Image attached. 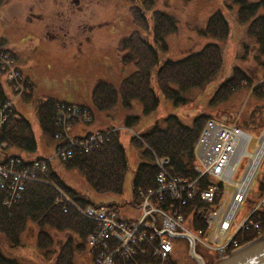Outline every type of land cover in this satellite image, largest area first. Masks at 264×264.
<instances>
[{
    "label": "rangeland",
    "instance_id": "obj_1",
    "mask_svg": "<svg viewBox=\"0 0 264 264\" xmlns=\"http://www.w3.org/2000/svg\"><path fill=\"white\" fill-rule=\"evenodd\" d=\"M254 1L261 0H247V2L250 3ZM43 2L51 4V0H8L7 3L4 2L5 4H3V7H0V43L6 51L13 55L15 65L18 67L17 69L23 73L24 81H26L28 87H30L29 96H23V91H20V96L16 94L18 98L14 101L13 109L15 110L16 117L24 119L26 124L25 127L30 137L33 139L34 152L31 154V157L49 158L48 161H52L49 165L52 173L59 179L64 187L72 193L74 192V194H77L73 195L65 189H61L57 185H54L51 181V186L55 188L60 199L64 201L63 207L68 206V208L76 212L78 216L84 220L90 221L93 219L92 216L89 215H92V212L88 210V205L108 206L114 212L113 214L124 219L117 221L123 223L117 224L122 236L120 244L132 251L133 248L131 245H135V248L140 247L139 251L130 255L127 261L129 259L135 261L134 258L138 256L133 264H158L157 259H159V255L161 256V254L157 253V250L151 243L147 241H136L141 240L144 233L146 236L151 235L154 238V245L157 242L155 235L152 234V230L140 226L141 217L137 207L141 206L142 203H139V201L133 198L131 183L138 165L144 162L145 158L143 149L135 146L131 142V139L136 138L142 142L139 136L146 133L150 128L157 126L163 129V121L168 116L177 117L181 123L189 127L193 126L194 120L199 116L213 118L223 117L228 123L237 126L240 121L249 115L253 108L257 109L260 115L259 118H264V66H262V63H264V55L260 53L259 44L253 36L260 31L262 21L255 23L252 21L253 17L251 18L245 15V13H242L241 18H239L237 15L238 9H235L238 7V3L234 2V0H153L154 3L152 6L150 5L148 7V10L156 14L157 12H164L166 15L173 18L177 25L176 32L169 34L164 39L166 49H156L159 67L167 60H179L190 51H199L208 43H217L220 49H222V65H220L219 74L217 73L213 78L214 80L208 85L205 84L206 86L204 85L199 89H191L189 93L184 94V101L175 103L158 91L155 83V74L158 70V67H156L150 72V86L157 99V106L152 112L144 114L138 101H133L130 103L129 108L126 109H121L118 104L110 110L96 112L90 105V92L94 82L104 80L114 87H117V84L128 77L133 70V60L126 59L128 51L122 47L121 39L127 37L134 29L130 19V9L138 8L139 11V3L137 0H109L113 5L110 6V12L106 13L104 17L99 16L96 9L91 10L92 14L90 18L94 20V23L96 22V18L100 20L96 27V34L98 37L95 39V44L93 42V51H89L85 54L75 53L74 55H65L59 50L51 52L43 44L39 45L40 43L36 42V39L33 37V35H35L38 40L41 38L39 30L41 29L43 16H41L40 13L43 9L40 3L43 4ZM38 12L39 18L42 20L38 19L37 22H30L28 24L26 16ZM216 12L221 13L226 21L228 30L226 37L220 44L216 39L204 37L200 34V31L205 29L209 17ZM263 13V10H259L255 16L263 15ZM31 17L35 16L32 15ZM149 18L152 17H150L149 12H147L146 19ZM215 21L218 22V20ZM109 22H112V24ZM212 28L215 33L219 32H216V30H220L216 27V23L214 25L212 24ZM147 32L148 31H145V33ZM10 34L13 36L14 40L5 37ZM220 34L221 33L215 34V36L219 37ZM17 36H19L18 39H16ZM1 55L2 54H0V56ZM4 60L5 61H2L4 65H0V72H8L12 67V63L8 57ZM235 67L244 72L251 81L248 83L247 81H243L244 79L240 80L243 82L239 84V91L235 94L233 92L228 96V100L226 99L227 101L225 100L222 103H217L218 105L216 107L214 103L220 97L218 94L222 95L226 91L222 89L221 92L218 88L223 81L231 76L233 68ZM0 85L4 90L5 97L8 98L10 94L9 84L5 82V78L1 74ZM228 86H230V83H228L226 88ZM253 89L257 91L256 96L253 95ZM47 97L58 101H66L67 103L70 102L74 105L80 103L90 113V116H88L91 118L90 124L85 125L86 123H81V120L77 122L85 126H80L76 123L69 126L71 121L67 123V118L64 117L66 124L61 128V137L63 139H61V137L58 138L61 145V148L57 150L59 154L62 150L61 153L68 149L71 150L72 145L76 143H79L80 148H87L90 150L99 147L103 140L107 139L106 142L112 140L111 138L113 136H107L106 138V134L103 135L104 137L98 134L97 141L94 144L88 143L86 140H81L84 138L83 133L87 130H92L94 128L105 129L108 126H113V129L117 130L116 138L118 144L122 147L121 149H123L126 161V171L122 178V191L119 195L102 197L93 194L87 188V182L79 172L64 169L63 165L57 161V157L53 155V153H56V148L54 146L56 141H54L53 138L50 139L46 137L44 132L40 129L38 115L36 114L38 103L46 100ZM70 103H68V106H64L63 104L58 106L65 112L63 116H66V113L72 110H74V114H76V109L72 108ZM78 117L81 118L80 116ZM129 117H135L136 121L132 122L130 126L128 125L129 128L127 129L125 128V120ZM241 129L249 133L243 136L244 142L241 150H243L244 153L237 162V157H235L234 163H238L235 170H231V173L223 177L228 182L223 181L227 187L221 189V193H223L221 203L222 216L217 217V214H215L210 222L211 224H215V220L220 218H223V222L225 221L226 216L234 205L232 203V197L240 190L237 185L243 183L251 166L250 156L257 152L263 138L262 136H264V127L262 129L255 128L251 130ZM88 132L90 133L91 131ZM100 148L101 146L99 149ZM18 153L29 156L22 152ZM42 164L43 162H39L38 166L41 167ZM22 169H24L25 173L28 171L30 175H33L32 178H34L32 165H23ZM246 169L247 171L245 172ZM3 171V167L0 166V172L2 173ZM263 171L264 151L252 172L253 174L250 177L247 187L244 191L240 192L241 197L250 194V200H259L258 180H260ZM244 172L245 174L243 176ZM44 175L47 174L44 173L42 176ZM229 175H231L230 179L227 178ZM234 175L235 182L230 186L229 182L230 180L232 182ZM156 176L154 178V188L146 191V196L156 200L162 209L168 210L171 213H179L178 221L184 222L180 218L181 216L185 220L186 225H194L195 228H201L196 227L195 224L198 225L200 220L204 223L206 220V212L208 210H206L203 204L204 200L197 195L188 203L182 205L181 202L173 200L175 192L173 189H170V194L164 192L159 199L155 193L157 189L155 183ZM216 177L218 176L216 175ZM173 178L184 180L183 178L175 176ZM20 181L21 180L18 179L13 180L12 184H8L9 189L12 188L15 182L20 183ZM171 182H174V180ZM187 182L192 184L195 191L199 190V188H196L198 184L197 179L192 182ZM211 187L215 186L209 181V185L206 188ZM177 192L179 191L177 190ZM76 198L86 200L88 205L84 208L79 207L78 199ZM197 198L199 200L196 201V207L205 211H201L189 217L186 210L189 206H194V202ZM210 204L214 205V200ZM250 206L251 203L246 200H244L238 208L234 205L236 209L229 220L232 226L228 229H223L222 232L221 230L219 232L218 228H220V226L214 225L212 229L207 227V229L204 230L207 235V243H211L212 249L218 250H215V252H223L229 240L231 241L229 247H231L235 243L237 236L238 245H244L252 240V238L249 240L245 239L253 235L254 225H262L264 211L259 209L255 210L254 208L256 206L252 209ZM143 213H145V209H143ZM110 215L105 214L103 219H96V228L104 229L103 225L106 221H108L110 225L113 224L109 220V217L111 218ZM158 219L157 225L153 228L154 230H160L163 227L161 214L158 215ZM245 221L251 222L250 227L236 232L237 228ZM207 225H209V223H207ZM42 230L51 237L52 242H49L44 236L40 237L38 241H40V246L42 248H39L36 244V227L31 222L25 221L19 234V245L14 246V244L2 241L0 243V254L5 258L15 260L17 264H55L58 254L60 252H67L68 247H66V244H71L73 264H108V262L103 259L101 253L104 254L103 252H106V246L111 253L120 247L119 244L112 240H108L107 242L106 240L103 242L97 240L95 245H90L89 238L96 233L95 231H97V229L88 233L85 241H83L84 244L82 247L77 242V237L68 231H52L46 228ZM258 232H261L260 227L254 229L255 234ZM128 235L129 243L127 245L123 244L124 238ZM74 242L76 244L75 246ZM171 243H173L174 246V254H171L169 258L166 259V264H198L195 263L196 260L193 261L190 255L191 242L189 237L185 236L184 238L173 239ZM201 248L205 253H208L203 247ZM89 252H94L95 254L91 255ZM120 258L121 256L117 253H113L111 264H113L114 260H120ZM204 260L206 264H214V262H216L209 257L204 258Z\"/></svg>",
    "mask_w": 264,
    "mask_h": 264
},
{
    "label": "trees",
    "instance_id": "obj_2",
    "mask_svg": "<svg viewBox=\"0 0 264 264\" xmlns=\"http://www.w3.org/2000/svg\"><path fill=\"white\" fill-rule=\"evenodd\" d=\"M137 1L140 10L138 11V8L130 9V19L134 29L127 37L121 39L122 47L128 51L126 59L133 60V70L128 77L117 84V87L103 80L94 82L90 92V102L93 103H90V105L96 112L110 110L118 104L121 109H126L133 101H138L144 114L152 112L157 106V99L150 86V72L156 67H158V70L155 74V83L158 91L169 98L170 101L179 103L184 101L183 95L189 93L191 89H199L212 82L220 69V65H222V49L217 43H208L199 51H190L179 60H167L159 67L156 49H166L164 39L169 34L176 32L177 25L175 20L164 12L161 11L156 14L148 10V7L154 3L153 0ZM2 2L3 0H0V6ZM234 2L238 3V7L235 9H238L237 15L239 18H241L242 13H245L251 18L253 17L252 21L255 23L262 21L260 31L253 36L259 44L260 53L264 55V13L255 16L257 11H264V0L251 3L247 0H234ZM147 12L152 18L146 19ZM215 20H218V22ZM215 23L216 27L220 29L216 30V32L219 31L217 33L212 28V24ZM145 31L148 32L145 33ZM227 32L225 19L220 12H216L209 17L205 29L201 30L200 34L204 37L216 39L220 44L226 37ZM218 33L221 34L216 37L215 34ZM262 66H264V63H262ZM242 79L248 83L251 81L239 68H233L231 76L223 81L218 88L221 92L222 89L226 91L222 95L218 94L220 97L214 103L216 107L219 103L228 100V96L233 92L235 94L239 91V84L243 82L240 81ZM228 83H230V86L226 88ZM9 88L12 89L11 83H9ZM253 95L256 96L257 91L254 90ZM4 99L8 101L0 85V101L4 103ZM60 103L64 102L47 97L37 106L36 114L38 115L40 129L50 139L53 135L60 137L62 135L63 122L59 120V116L64 112L60 108H56ZM78 107L83 106L78 105ZM259 117L257 109L253 108L249 115L240 121L238 125L249 130L262 129L264 118ZM206 118L208 117H197L193 126L189 127L181 123L177 117L168 116L163 121V129L157 126L150 128L146 133L139 136L142 142L136 138L131 139L135 146L143 149L145 158V161L138 165L131 183V190L135 199L138 198L137 192L146 193V191L154 188V178L158 174L153 164L155 160L167 159V170L169 172L165 173L170 177L175 176L191 182L196 179L194 148ZM69 121H71L69 126H72L78 120L68 119L67 123ZM135 121V117L127 118L125 128L128 129L131 123ZM25 126L24 119H15L13 116L0 126V145L4 144L6 148V150L0 149V158L7 155L8 152H23L28 155L34 152L33 139ZM61 139L63 138L61 137ZM121 148L116 137L105 143L100 149L87 154L83 153L79 147H72L71 150L69 149L70 151L65 152L68 153L69 159L61 162V164L64 169L79 172L85 178L87 188L93 194L102 197L117 196L122 191V178L126 171L125 156ZM46 174L45 177L42 176L43 180L40 179L43 182L26 183L18 200L14 201L5 196L4 202L8 205H0V243L3 241L18 246L20 230L25 221L31 222L36 227V244L39 248H42L40 241H38L40 237L44 236L49 242H52L51 237L42 230L43 228L52 231H68L77 237V242L81 247L88 233L94 230L95 224L93 222L84 220L76 212L70 210L68 206L63 207L64 201L60 199L55 188L51 186L52 182L73 195L77 194L64 187L51 170ZM208 185L209 179L205 176L198 181L196 188L205 190ZM263 191L264 187H261L259 193ZM197 200L199 199L195 200L194 206H189L186 210L189 217L205 211L196 207ZM154 203H157V201L154 200ZM203 204L208 210L207 213L212 210L213 205L206 202H203ZM85 205H88V202L79 198L78 206L84 207ZM195 226L204 228V223L200 220L198 225L195 224ZM260 226V233L264 234V217ZM192 227L196 230L200 229L195 228L194 225ZM200 230H205V228ZM253 234L252 236H255V233ZM252 236L245 240L251 239ZM66 247H68V251L60 252L56 257L55 264H73L72 245L66 244ZM137 257L134 258L135 261ZM135 261L120 259L114 260L113 264H133ZM0 264H17V262L0 254Z\"/></svg>",
    "mask_w": 264,
    "mask_h": 264
},
{
    "label": "built area",
    "instance_id": "obj_3",
    "mask_svg": "<svg viewBox=\"0 0 264 264\" xmlns=\"http://www.w3.org/2000/svg\"><path fill=\"white\" fill-rule=\"evenodd\" d=\"M6 108H7V105H0V116H1L0 125L5 120L4 113L6 111ZM63 120L64 119L60 117V121L63 122ZM238 135L246 136L244 135V133H242L241 131L237 129L224 128L215 122L207 123L205 129L203 130V133L199 140V145L197 148L200 163L203 167H205L204 173H209L213 175L214 177H216L217 175L218 176L216 177L217 179L221 181H227L223 178L224 176L226 177L228 175V173H226L225 175L223 174V172H225L224 170L226 167L225 159L230 155L229 151L232 147L231 146L232 142L234 138L237 137ZM96 141H97V135L92 136L87 142L94 144ZM65 152L66 151L61 153L62 157L68 156V153H65ZM157 162L160 164L156 163L158 167V174L155 179L156 188H157L155 193L157 194L159 199L162 197L164 192H168L170 194V189H173L175 191L173 200L181 202L182 205H185L192 198H194L196 191L193 189L192 184L188 183L186 180H182V179L177 180V179H174L173 177L168 176L163 169V165L166 163V161L163 159H159ZM16 164H17V161L16 162L9 161L8 164L3 167L4 171L2 173L0 172V179H1L0 190L1 189L7 190L8 194H6V197H9L10 199H13V200H16L19 198V193L23 189V181L27 180L28 178L33 177L32 175L28 173V171H26L25 173L24 169H18L16 171H13L12 169L14 165ZM39 169H43V166L39 167ZM230 176L231 175H229V177L227 178L230 179ZM15 179L21 180L20 183L15 182L12 185V188L9 189L8 184H12L13 180ZM173 180L174 182H171ZM230 183H231V180H230ZM177 190L180 192V194H178ZM215 193H217V188L211 187L208 190L201 191L200 195L204 201H211ZM4 199H5V196L3 200L0 201V203L2 205H7V203L4 202ZM150 199L151 198L147 196L143 199L144 203H142V216L140 218V226H142L143 228H148L149 223L145 221V219L150 217L152 214H156V215L161 214L164 229H169L173 231L183 229L181 225V221H178L179 213L177 212L171 213L168 210H162L161 208H158L150 204L149 202ZM240 201H241V198L238 203H240ZM262 208H264V195L262 196L260 202L256 205L254 209L260 210ZM143 209H145V213H143ZM214 215L215 213L213 214V216ZM217 217H218V214H217ZM103 218H104L103 212L97 211L96 219L101 220ZM180 218L182 219L181 216ZM109 220L113 224L110 225L109 222L106 221V223L103 225L104 229L98 228L100 230H97L96 233L89 238V243L90 245H95L97 240L101 242L105 240L106 242L108 240H112L116 242L117 244H119L120 246L119 248L115 249L113 253H117L119 256H121V258L128 259L130 255L135 253L136 251L135 245H131V247L133 248V251L126 248L125 246H122L120 244L122 236L120 234V230L117 224H123V223L117 222L110 217H109ZM250 225H251V222L245 221L241 228L248 229ZM253 228L258 229L259 226L254 225ZM220 230L221 232L223 231V228H221V226L220 228H218L219 232ZM132 234H133V229H132ZM136 241H147L151 243V242H154L155 240L151 235L146 236L143 233L142 239L136 240ZM122 243L126 245L129 243V235L124 238ZM229 245H230V242H228L224 248L227 249ZM152 246L157 250L158 254H161V256L159 255V260L164 261L166 259L167 254L170 252L169 243L161 238H158L156 244L155 245L153 244ZM236 246L237 244L235 243L234 247ZM214 250H217V249H214ZM103 253L104 254L101 253L103 259L107 261L108 264H111L113 253L109 252V248L107 246H106V252H103Z\"/></svg>",
    "mask_w": 264,
    "mask_h": 264
},
{
    "label": "flooded vegetation",
    "instance_id": "obj_4",
    "mask_svg": "<svg viewBox=\"0 0 264 264\" xmlns=\"http://www.w3.org/2000/svg\"><path fill=\"white\" fill-rule=\"evenodd\" d=\"M7 1L3 0L2 4ZM40 4L43 9L40 13L43 20L39 18V12L26 16L28 24L37 22L38 19L42 20L39 30L40 40L35 35L33 37L40 43L39 45L43 44L51 52L59 50L65 55L93 51V42L95 44V39L98 37L96 27L100 20L96 18L94 23L90 18L91 10L96 9L99 16L104 17L113 5L106 0H51V4L47 2ZM32 15L35 17H31ZM5 37L14 40L11 34ZM18 38L19 36L16 39Z\"/></svg>",
    "mask_w": 264,
    "mask_h": 264
},
{
    "label": "bare ground",
    "instance_id": "obj_5",
    "mask_svg": "<svg viewBox=\"0 0 264 264\" xmlns=\"http://www.w3.org/2000/svg\"><path fill=\"white\" fill-rule=\"evenodd\" d=\"M3 124L4 123H1L0 126H2ZM262 137H263L262 138L263 142H262L260 148L257 150V152L254 155L250 156L251 166H250V168H249V170H248V172H247V174L245 176V179H244L243 183H239L237 185L238 189H240L239 192L244 191V189L247 187V185H248V183L250 181V177L253 174L252 172L254 171V168L256 167V165H257V163H258V161H259V159H260V157H261V155H262V153L264 151V136H262ZM243 142L244 141H243V136L242 135H238L237 137L234 138V140L232 142V145H231L232 147H231V149L229 151L230 155L225 159V166L226 167H225V170H224L225 172H223V174H226V173L229 174V173H231V170L233 171L237 167L238 163H236V162L238 161V159L244 153L243 150H241ZM235 157H237V160L234 163ZM230 178H231V176H230ZM178 194H180V193L178 192ZM235 209H236V207H234V205H233V207L229 211V214L226 216L225 225L228 224L229 220L233 216V213H234ZM257 252L260 253L261 251L259 249H257Z\"/></svg>",
    "mask_w": 264,
    "mask_h": 264
},
{
    "label": "water",
    "instance_id": "obj_6",
    "mask_svg": "<svg viewBox=\"0 0 264 264\" xmlns=\"http://www.w3.org/2000/svg\"><path fill=\"white\" fill-rule=\"evenodd\" d=\"M257 249L261 252L258 253ZM190 252L198 264H204L201 258L195 255L193 243H191ZM216 264H264V236L231 254L229 257L218 261Z\"/></svg>",
    "mask_w": 264,
    "mask_h": 264
}]
</instances>
